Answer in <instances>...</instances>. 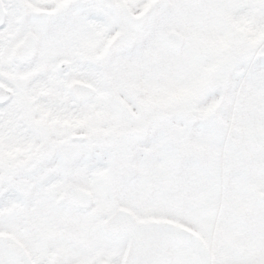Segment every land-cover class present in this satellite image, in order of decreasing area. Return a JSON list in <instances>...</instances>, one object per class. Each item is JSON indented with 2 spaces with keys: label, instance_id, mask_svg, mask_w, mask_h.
<instances>
[{
  "label": "snow or ice",
  "instance_id": "snow-or-ice-1",
  "mask_svg": "<svg viewBox=\"0 0 264 264\" xmlns=\"http://www.w3.org/2000/svg\"><path fill=\"white\" fill-rule=\"evenodd\" d=\"M0 264H264V0H0Z\"/></svg>",
  "mask_w": 264,
  "mask_h": 264
}]
</instances>
